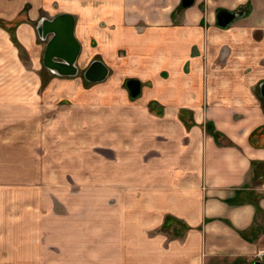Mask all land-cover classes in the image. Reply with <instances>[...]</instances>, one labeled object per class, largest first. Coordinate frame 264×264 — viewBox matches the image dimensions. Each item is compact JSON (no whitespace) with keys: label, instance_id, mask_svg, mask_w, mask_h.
Masks as SVG:
<instances>
[{"label":"crops","instance_id":"0c3cea01","mask_svg":"<svg viewBox=\"0 0 264 264\" xmlns=\"http://www.w3.org/2000/svg\"><path fill=\"white\" fill-rule=\"evenodd\" d=\"M220 11L235 17L221 26ZM59 13L74 17L78 69L96 59L107 76L53 75L41 94L31 78L36 93L9 96L29 122H0V150L29 151L34 176L43 144L57 174L114 183V244L153 247L141 264H264V0H0L34 70L35 22ZM102 194L92 183L84 197Z\"/></svg>","mask_w":264,"mask_h":264},{"label":"rangeland","instance_id":"374dc122","mask_svg":"<svg viewBox=\"0 0 264 264\" xmlns=\"http://www.w3.org/2000/svg\"><path fill=\"white\" fill-rule=\"evenodd\" d=\"M41 18L35 22V30ZM17 24V20L0 19V34L7 39L5 45L0 36V44L7 48L0 49L2 124L15 119L29 122L27 108L22 110L21 107V103L27 102H19L17 97L9 96L36 93L31 78L41 80L38 91L41 94L48 80L56 75L42 63L38 69L32 68L30 55L16 38ZM36 37L37 41L45 42L37 30ZM77 73L83 77L82 69ZM17 77L28 81L25 80L22 86L10 83ZM52 115L44 110L41 112L39 118L44 129ZM37 123H34L36 127ZM8 141L4 144L7 145ZM45 148L42 144L33 151L34 157L44 161V164L38 161L34 176H31L29 151L8 148L4 154L0 150V264H141L144 251L153 247L135 245L136 242L131 245L114 244L121 241L114 234V223L117 224L114 220V183L80 182L70 173L57 174L56 167L51 163L45 164L48 161L45 160ZM100 152L114 158L112 150L101 149ZM21 162L27 165H21ZM92 183L98 185L103 194L96 199H87L85 191H90ZM66 209L73 213L70 220L63 217ZM127 234L126 231L125 241L133 242L134 239L129 240ZM129 255L131 261L128 260ZM122 257L125 262L116 261Z\"/></svg>","mask_w":264,"mask_h":264},{"label":"water","instance_id":"95a60500","mask_svg":"<svg viewBox=\"0 0 264 264\" xmlns=\"http://www.w3.org/2000/svg\"><path fill=\"white\" fill-rule=\"evenodd\" d=\"M192 0H182V6H188ZM235 14L228 11L218 13V24L226 25ZM74 17L68 13H59L52 18H41L36 30L41 39L45 40L42 54L43 66L58 76H74L78 72L75 64L80 51V45L74 37ZM108 73L107 67L100 60H93L83 71V77L89 82L103 80ZM132 97L140 92V82L137 79H128L126 82ZM264 103V84L261 88Z\"/></svg>","mask_w":264,"mask_h":264},{"label":"built area","instance_id":"2783aa9c","mask_svg":"<svg viewBox=\"0 0 264 264\" xmlns=\"http://www.w3.org/2000/svg\"><path fill=\"white\" fill-rule=\"evenodd\" d=\"M255 257L259 260H264V249L257 251V253L255 254Z\"/></svg>","mask_w":264,"mask_h":264},{"label":"flooded vegetation","instance_id":"af4514ba","mask_svg":"<svg viewBox=\"0 0 264 264\" xmlns=\"http://www.w3.org/2000/svg\"><path fill=\"white\" fill-rule=\"evenodd\" d=\"M181 5H182V0H181ZM90 64V63H89Z\"/></svg>","mask_w":264,"mask_h":264}]
</instances>
